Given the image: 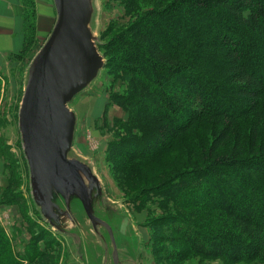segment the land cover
Wrapping results in <instances>:
<instances>
[{
  "label": "trees",
  "instance_id": "obj_1",
  "mask_svg": "<svg viewBox=\"0 0 264 264\" xmlns=\"http://www.w3.org/2000/svg\"><path fill=\"white\" fill-rule=\"evenodd\" d=\"M138 1L124 0L127 11ZM34 20L25 13L22 53L33 42ZM104 39L106 67L130 76L127 90L114 95L131 110L126 134L110 143L114 157L127 163L157 157L203 119L223 124L215 149L234 123L256 117L247 149L213 154L143 191L145 198L191 210L190 216L168 212L157 219L173 232L164 239L167 256L193 254L223 264L263 257L264 138L258 131L264 127V0H170L138 10L123 28L104 32ZM52 234L46 227L33 232L26 258L43 256ZM26 258L0 225V264H24Z\"/></svg>",
  "mask_w": 264,
  "mask_h": 264
},
{
  "label": "rangeland",
  "instance_id": "obj_2",
  "mask_svg": "<svg viewBox=\"0 0 264 264\" xmlns=\"http://www.w3.org/2000/svg\"><path fill=\"white\" fill-rule=\"evenodd\" d=\"M168 1L170 0H139L135 5V12H128L124 0H93L90 25L97 52L105 60V66L89 83L87 90L72 101L71 106L78 115L76 136H79V147L84 150L76 149L96 163L95 170L108 198L114 202L110 201L112 205L116 209L124 207L130 213L142 237L140 264H223V259H206L193 254L183 260L169 258L163 245H168V240H164L165 236L173 232L157 219L168 212L190 216L191 210L183 209L173 200L165 203L158 196L145 198L143 191L161 183L178 170L205 163L213 154L218 156L223 153H240L237 150L245 147L247 149L256 117L242 118L234 123L228 138L215 149L214 142L223 131V124L213 119H203L157 157L127 163L109 154L111 141L126 134L124 124L129 119L131 110L117 101L114 95L127 90L130 76H118L106 67L107 56L101 48L106 40H103V33L108 30L115 33L126 26L138 10L159 6ZM48 2L53 4L54 0ZM24 4L25 13H32L36 19L37 0H23ZM54 14H57V9L56 11L54 9ZM42 42L37 38L36 26L34 39L28 51L22 53L21 50L12 54L9 59V74L0 78V225L11 237L17 254L24 258L33 232L40 230V227L52 231L49 239H53V245L43 256L40 255L32 261L23 259L24 264H85L78 256V243L81 241L82 233L90 237H95L96 233L90 229L83 230L82 223L73 220L72 213L70 218L68 211L66 214L68 218L60 219L58 214H54L59 219L60 226H52L38 211L31 196L30 170L23 152L18 113L24 86L28 83L30 64L44 45L45 41ZM79 109L83 115L81 122ZM263 129L264 127H261L258 131L260 141L264 138ZM76 142L77 139L74 145ZM242 153H246V150ZM141 199L146 200L143 202ZM196 215L197 213L193 217ZM97 229H100L109 240L108 233L103 227L99 226ZM177 244L178 247L183 246L178 241ZM97 246L102 252L105 244L101 242L97 243ZM42 247L44 248V244ZM99 248H90V252H100ZM111 258L109 251L107 264H113ZM95 262H99L98 258ZM236 264H264V255L252 262L241 261Z\"/></svg>",
  "mask_w": 264,
  "mask_h": 264
},
{
  "label": "water",
  "instance_id": "obj_3",
  "mask_svg": "<svg viewBox=\"0 0 264 264\" xmlns=\"http://www.w3.org/2000/svg\"><path fill=\"white\" fill-rule=\"evenodd\" d=\"M54 3L57 18L30 64L18 113L31 196L52 226H60L54 214L68 218V211L83 230L97 234L81 235L78 256L85 264H107L109 251L113 264H140L141 240L130 213L112 205L93 163L74 148L78 115L72 101L105 66L90 25L93 0ZM100 241L105 244L102 252ZM93 247L100 252L91 253Z\"/></svg>",
  "mask_w": 264,
  "mask_h": 264
},
{
  "label": "crops",
  "instance_id": "obj_4",
  "mask_svg": "<svg viewBox=\"0 0 264 264\" xmlns=\"http://www.w3.org/2000/svg\"><path fill=\"white\" fill-rule=\"evenodd\" d=\"M50 4L48 0H37V18L35 19L37 38L39 41L43 42L46 41L50 35L56 21L55 16L57 14H54V9L56 11L55 3H53L54 5ZM24 14L25 4L23 5V0H0V77L9 74V59L11 55L21 52L23 49L25 40ZM79 116L81 122L83 115L80 109ZM76 137L77 142L76 145H74L75 150L81 156L92 162L95 169L96 163L87 155L77 150L79 149L81 151V149L84 150V148L79 147V136L77 135ZM139 236L140 240H142L141 235Z\"/></svg>",
  "mask_w": 264,
  "mask_h": 264
},
{
  "label": "bare ground",
  "instance_id": "obj_5",
  "mask_svg": "<svg viewBox=\"0 0 264 264\" xmlns=\"http://www.w3.org/2000/svg\"><path fill=\"white\" fill-rule=\"evenodd\" d=\"M56 18H57V16H56Z\"/></svg>",
  "mask_w": 264,
  "mask_h": 264
}]
</instances>
